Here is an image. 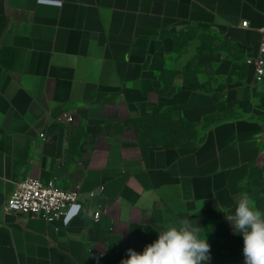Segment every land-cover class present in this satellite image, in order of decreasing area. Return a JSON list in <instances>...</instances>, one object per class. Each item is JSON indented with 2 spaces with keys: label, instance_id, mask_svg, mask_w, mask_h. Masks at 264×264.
I'll use <instances>...</instances> for the list:
<instances>
[{
  "label": "crops",
  "instance_id": "0c3cea01",
  "mask_svg": "<svg viewBox=\"0 0 264 264\" xmlns=\"http://www.w3.org/2000/svg\"><path fill=\"white\" fill-rule=\"evenodd\" d=\"M263 23L264 0H0V264H121L183 219L209 244L227 241L241 194L264 211V94L245 62ZM190 25L239 49L216 58L225 111L213 91L163 87L164 55ZM161 107L192 125L190 143L141 145L77 127ZM27 175L78 189L80 202L51 221L4 211Z\"/></svg>",
  "mask_w": 264,
  "mask_h": 264
},
{
  "label": "rangeland",
  "instance_id": "374dc122",
  "mask_svg": "<svg viewBox=\"0 0 264 264\" xmlns=\"http://www.w3.org/2000/svg\"><path fill=\"white\" fill-rule=\"evenodd\" d=\"M239 54L237 46L211 27L190 25L178 29L171 39L170 48L164 55L165 62L171 69L160 76L163 87L172 89L181 84H193L196 88L213 91L218 108L225 111L218 91L229 83L225 82L223 76L217 74L216 58L220 55L233 58ZM238 66L236 79L243 81L244 68L242 64ZM104 116L103 120L92 126H89L87 118L80 119L77 127L80 129L90 127L94 131L105 127L111 134L131 137L141 145L170 141L188 144L197 135L190 123L173 119L166 107H161L152 115L144 117L115 111H109ZM210 246L209 264H236L244 259L242 234L233 233L227 241H212Z\"/></svg>",
  "mask_w": 264,
  "mask_h": 264
},
{
  "label": "clouds",
  "instance_id": "9594fccd",
  "mask_svg": "<svg viewBox=\"0 0 264 264\" xmlns=\"http://www.w3.org/2000/svg\"><path fill=\"white\" fill-rule=\"evenodd\" d=\"M226 219L234 234L243 236L244 264H264V211L244 193L237 198L234 213ZM201 230L190 219L167 225L142 252L127 249V258L121 264H209L211 246L207 237H201Z\"/></svg>",
  "mask_w": 264,
  "mask_h": 264
},
{
  "label": "built area",
  "instance_id": "2783aa9c",
  "mask_svg": "<svg viewBox=\"0 0 264 264\" xmlns=\"http://www.w3.org/2000/svg\"><path fill=\"white\" fill-rule=\"evenodd\" d=\"M246 25V21H242ZM261 37L257 44L256 55L248 56L245 62L252 67V85L264 94V23L260 28ZM63 117L71 120L70 114ZM45 138V133H40ZM81 192L74 189H63L59 187L54 179L42 182L31 176L19 179L14 190L6 198L2 208L6 212H15L30 217H42L48 221L60 219L66 215L67 208L79 203ZM101 208L93 210L92 217L97 219Z\"/></svg>",
  "mask_w": 264,
  "mask_h": 264
},
{
  "label": "trees",
  "instance_id": "16d2710c",
  "mask_svg": "<svg viewBox=\"0 0 264 264\" xmlns=\"http://www.w3.org/2000/svg\"><path fill=\"white\" fill-rule=\"evenodd\" d=\"M165 89H168V90H170V88H165Z\"/></svg>",
  "mask_w": 264,
  "mask_h": 264
}]
</instances>
